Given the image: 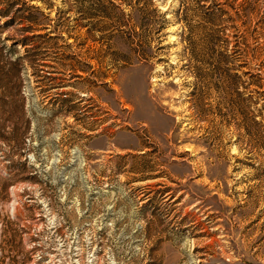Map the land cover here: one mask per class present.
I'll use <instances>...</instances> for the list:
<instances>
[{"label":"rangeland","instance_id":"1","mask_svg":"<svg viewBox=\"0 0 264 264\" xmlns=\"http://www.w3.org/2000/svg\"><path fill=\"white\" fill-rule=\"evenodd\" d=\"M4 7L0 264H264V0Z\"/></svg>","mask_w":264,"mask_h":264},{"label":"trees","instance_id":"2","mask_svg":"<svg viewBox=\"0 0 264 264\" xmlns=\"http://www.w3.org/2000/svg\"><path fill=\"white\" fill-rule=\"evenodd\" d=\"M6 12H7V10L5 9V7L0 10V14H3L4 15ZM4 25H7V23H5ZM18 42L21 45H24L25 44V39H18Z\"/></svg>","mask_w":264,"mask_h":264}]
</instances>
